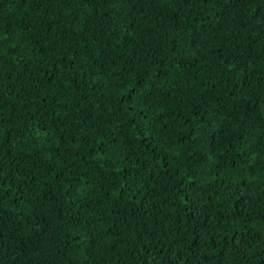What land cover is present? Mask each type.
<instances>
[{
  "label": "trees",
  "instance_id": "16d2710c",
  "mask_svg": "<svg viewBox=\"0 0 264 264\" xmlns=\"http://www.w3.org/2000/svg\"><path fill=\"white\" fill-rule=\"evenodd\" d=\"M0 264H264V0H0Z\"/></svg>",
  "mask_w": 264,
  "mask_h": 264
}]
</instances>
